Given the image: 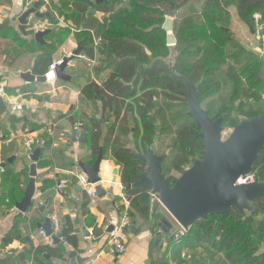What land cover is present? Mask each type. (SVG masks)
<instances>
[{
  "label": "trees",
  "instance_id": "16d2710c",
  "mask_svg": "<svg viewBox=\"0 0 264 264\" xmlns=\"http://www.w3.org/2000/svg\"><path fill=\"white\" fill-rule=\"evenodd\" d=\"M186 1L157 0V8H144L135 4L129 11L123 13L113 12L116 6L115 0H106L95 4V9L105 14L109 12L113 14L99 20L87 12L88 4L82 1L57 0L55 3L50 0L51 7L48 6L50 16L44 18L55 30H60L59 32L54 30L52 36L58 39L56 43H61L69 30L55 27V24L56 16L64 17L65 22L73 26L81 45L87 46L86 54L90 57L93 55L94 42L99 39L101 42L99 52L103 55L100 64H114L115 69L100 85L94 81L86 82L81 87L80 93L86 100L96 98L100 101L105 120L112 113L115 118H120V115L123 119L129 116L138 117L137 121L136 119V122L134 121V137L135 148L139 153L146 154L151 145L156 143L158 138L155 134L159 125L169 126L167 130L173 136L172 147L161 165L162 173L170 186L177 179L172 172L180 175L195 160L202 158L205 147L204 138L200 135V128L188 114L186 104L188 92L185 83L170 73L166 62L152 61L144 46L153 56L168 54L169 47L166 45L165 33L160 27L164 20L162 10L170 11ZM232 4L235 5L238 19L248 27H254L255 13L264 17V0H210L208 8L213 13V17L219 18L220 22L209 18L208 26L201 25L200 22L189 24L181 30L179 35L181 40L196 43L192 50L193 63L188 65L184 75H180L196 85L200 94V105L212 120L221 117L223 111H227V114L231 112V107L227 103L222 106V111L216 108L215 103L209 101L206 108L203 107V94L208 90L209 98L216 95L221 88L219 74L230 79L243 77L245 84L264 85V79L259 76L263 63L262 56L253 54L246 57L247 55L240 47L234 49L232 53L227 52V49L233 48L235 44L229 28L225 25L230 21L228 8ZM29 27L27 23L19 27L20 33L26 36V39L19 34L11 33L7 26L0 28V39L13 36L16 42V46L9 51L7 45L0 41V51L6 53V55L0 54V62L12 64L24 50L31 52L42 50L31 66L33 74L42 75L52 61V52L43 49V45L35 41V33ZM262 32L264 33V29ZM229 57L231 60L228 59ZM7 58L9 61L6 60ZM234 64L240 65L237 77L233 69ZM159 98H162V102H159ZM262 105L264 107V104ZM156 110L163 117L161 123L155 115ZM263 113L264 110L262 112L248 110L243 116L254 117ZM227 114H223V119L228 116ZM86 120L88 160L92 163L101 148L99 144L101 125L95 118ZM171 127H173L172 130ZM110 129L108 132L110 138L109 140L106 138L105 143L110 142L116 145L113 149V157L121 164L120 180L125 187V197L132 206L139 204L143 207L142 210H145L150 204V196L146 192L150 187L135 183L140 180V172H148L147 162L137 158L129 147L113 135L112 128ZM32 151H34L33 147ZM6 159L7 156L4 157V161ZM14 162L6 163L0 172V186L2 185L0 199L8 204L12 202L14 204L23 197V187L29 181V166L24 164L16 171ZM252 168L257 180L264 182V147L256 155ZM128 185L130 186L127 187ZM252 203L257 213L260 215L264 213V196L254 197ZM66 224L68 231L66 240L73 247H77L76 236L72 234L69 219ZM176 243L189 247L192 251L190 256L196 264H200L201 261V257L195 252L198 248H201V252L208 254L211 264H264V250H262L264 217H256L251 213L242 214L234 207L224 212L209 213L205 217L197 218L190 225L187 233ZM62 251L60 247L41 244L32 250V259L38 261L44 257V253L62 258Z\"/></svg>",
  "mask_w": 264,
  "mask_h": 264
},
{
  "label": "crops",
  "instance_id": "0c3cea01",
  "mask_svg": "<svg viewBox=\"0 0 264 264\" xmlns=\"http://www.w3.org/2000/svg\"><path fill=\"white\" fill-rule=\"evenodd\" d=\"M53 1L57 3V0ZM91 1L92 4L87 6L88 13L99 20L112 16L113 12L105 14L103 11L96 10L94 0ZM48 6L51 7L50 0L47 11H45L50 13ZM230 7L232 11L228 8V13L235 15L238 20L235 5L232 4ZM26 8L25 0H0V28L7 26L11 33L14 32L22 37L19 30L20 25L29 24L31 19L38 18L29 15L24 24L20 23L18 17ZM92 9L95 10L94 13L90 12ZM130 9L127 7L121 11L127 12ZM164 12L161 26L166 20ZM49 28L55 30L52 27ZM64 29H68L69 32L61 43L58 42L59 45L56 43L58 39L52 36L53 32L44 36V43L37 42L43 45V49L51 50L52 61L69 56L78 44L81 46V51L78 55L71 56L72 59L64 70L69 80L57 78L53 82L38 83L36 81L26 82L20 77L21 72L31 71L34 60L42 50L36 52L24 50L12 64L0 62V98L3 103L0 105V163L4 161L5 156L8 158L14 155L16 171L24 164L30 167L32 161L28 158L29 152L32 151V147L40 149L36 162V174L33 177L34 191L27 209L21 212L16 208V203L21 199L14 204L13 202L8 204L0 199V264H196L190 256L192 251L189 247L178 245L172 237L177 223L162 204L155 205L154 210L152 206L151 212L149 206L142 210L141 205L132 206L131 202L125 201L127 199L125 187L120 190L117 186L122 182L120 180L121 164L113 157V149L116 145L110 142L106 144L105 139L109 140L108 132L112 128L113 135L117 136L121 143L129 147L136 157H143L145 154L139 153L135 148L134 121L135 119L137 121L138 117L129 116L123 119L120 115V118H115L112 113L105 120L100 101L96 98L86 100L82 96L80 89L86 82L94 81L99 85L102 84L115 67L114 64H100L103 55L99 52L101 44L99 39L94 42L93 55L90 57L86 54L87 46L81 45L73 26L70 25V28ZM59 31V29L55 30V32ZM164 33L166 41V32ZM12 37L0 39L7 45L9 51L16 46ZM23 38L26 39V36ZM166 45L169 47V52L164 56H153L146 46L144 49L152 61L166 62L172 74L169 62H173L176 55L173 45L167 43ZM0 54L6 55L4 51H0ZM167 56H169L168 59ZM6 60L9 61V58ZM46 71L47 69L42 75ZM155 115L161 123L163 117L158 110L155 111ZM89 118H95L101 125L99 144L103 151V158L99 175L102 188L107 190L110 180L113 177L116 179L113 192L106 193L102 197L89 196L86 188L77 180L78 175L83 173L77 165L78 161L83 160L89 164L91 161L88 160V136H86L87 141L83 146V151L80 152L78 142L72 140V132L76 135L81 133L84 123H87L86 119ZM155 136L158 138L155 145L159 150L158 143L164 138L162 125H159ZM28 138L33 139V143L29 146L25 143ZM159 152L155 151L153 154L159 157L162 153ZM115 170L116 175L113 173ZM61 182L65 184L64 188L58 187ZM1 189L2 185L0 195ZM46 200L48 202L44 212L50 218L53 229L55 223L57 224L55 234L62 237V227L65 225L67 229L66 221L69 219L72 234L76 236L77 247H73L67 240L55 244L51 238L46 240L39 233L44 219L38 207ZM132 207L137 212V218L132 221L128 230L126 251L122 255H110L106 249L108 233L106 229L115 222L123 209L130 210ZM154 211H156L155 214H153ZM144 216L148 218L142 220ZM152 217L158 223L157 229L153 228L154 224L148 221ZM163 220L171 223L172 227L166 228ZM41 244L60 247L63 250V257H54L44 253L43 258L34 261L32 250ZM68 251H74L75 254L71 256ZM195 252L201 257L200 264H211L208 254L201 252V248Z\"/></svg>",
  "mask_w": 264,
  "mask_h": 264
},
{
  "label": "water",
  "instance_id": "95a60500",
  "mask_svg": "<svg viewBox=\"0 0 264 264\" xmlns=\"http://www.w3.org/2000/svg\"><path fill=\"white\" fill-rule=\"evenodd\" d=\"M86 4H92L91 0H79ZM105 0H94L98 4ZM41 2L37 1L33 7L21 13L18 21L22 24L26 22L27 17L33 14L35 17L43 18L49 17V12L39 13L36 8L40 6ZM94 13L95 10H90ZM177 13V7L170 11L164 12L167 17L161 26L166 32V43L174 44L176 41L173 33V20L172 18ZM53 32V29L47 28L44 31H38L34 34L35 40L39 43H44V36ZM81 51V46L78 44L77 48L71 52L72 56L78 55ZM263 63L260 68L259 76L264 79V54L262 56ZM71 57H64L59 65L56 67V76L62 80H69V76L64 73ZM20 77L26 82L36 81L38 83H45L44 75H34L30 70L21 72ZM175 77L181 79L187 88L188 101V114L193 118L196 125L200 128V135L204 138V150L202 151V158L195 160L192 164H196L189 174L183 176L180 180L170 186L168 180L162 173L161 162L163 156H156L153 153L156 151V145L153 144L147 150L146 154L140 159L147 162L148 172H140V180L135 183L138 185H148L152 188L153 193H158L159 201L167 209L172 216L173 220L185 228L190 225L199 217H205L209 213L217 212L211 208L215 205H229V207L242 204L241 207H251L252 199L258 196H264V182H256L248 185H236L235 180L238 176L252 171L253 161L259 151L264 147V113L258 116L250 117L256 125L253 129H243L242 133H238L230 139L222 142L220 139L221 121L219 119L212 120L206 110L200 105H193L192 98L189 100L188 83H192L187 78L179 75ZM196 87V85H195ZM197 91V88H196ZM198 93V91H197ZM199 94V93H198ZM200 95V94H199ZM0 105H3L0 98ZM202 108V109H201ZM208 116V118H207ZM214 121V122H212ZM88 132V124L84 123L81 133L76 135L72 132V140L78 142L79 151H83V146L86 144V136ZM150 152V153H149ZM40 149L36 148L30 154L29 158L32 161L29 167L30 179L24 188V195L19 202L16 203V208L23 212L27 209L31 202V197L34 191V179L36 174V162L38 160ZM15 156L12 155L0 163V172L6 163H11ZM103 158L102 150L100 149L96 159L91 163L79 160L77 165L81 171L87 176L88 182L93 185L94 195L102 197L106 193L113 192L115 177L110 180L109 187L104 190L101 186V177L99 175L100 164ZM138 158V157H137ZM191 164V165H192ZM185 172V170H184ZM183 172V173H184ZM114 175L117 174L115 170ZM182 173V174H183ZM128 185L127 187H129ZM47 200L39 205L38 210L42 213L44 219L40 227L45 231L46 236H50L53 243L65 242L67 229L63 225L61 231V238L53 233V228L50 218L44 212ZM240 208V207H239ZM166 228H171L172 224L167 220H163ZM164 227V229H166ZM112 229V224L106 229L109 232ZM68 254L73 256L74 251H68Z\"/></svg>",
  "mask_w": 264,
  "mask_h": 264
},
{
  "label": "rangeland",
  "instance_id": "374dc122",
  "mask_svg": "<svg viewBox=\"0 0 264 264\" xmlns=\"http://www.w3.org/2000/svg\"><path fill=\"white\" fill-rule=\"evenodd\" d=\"M38 1V0H37ZM36 1V2H37ZM44 3L40 4V6L38 8H36V11H38L39 13H44L46 11V4L49 3V0H42ZM209 1L210 0H187L186 3L182 4L181 6H176L177 7V13L175 14V16L172 18L173 22H174V26H173V32L175 34V38L176 41L174 44H172L173 46V51L176 55V57L174 58V61H170L169 62V66L171 67V72L172 75H176L179 76L180 74H183L187 71L188 69V65L193 63V58H192V50L194 49L196 43H190L186 40H181L179 39V35L181 34V30L189 25V24H193V23H198L200 22L201 25H206L208 26V19L209 18H213L212 20H216L218 22L219 18L213 17V13L210 12L208 6H209ZM116 2V6L113 12H117V11H121V9H126L128 7V9L132 8L135 4L142 6L144 8H157L158 4L155 2V0H115ZM26 4V2H25ZM35 4V2H33L29 8L33 7V5ZM122 4H124L123 6H121ZM127 7H126V6ZM44 7L45 10L44 12H40V8ZM29 8H26V10H28ZM25 10V11H26ZM229 10L232 11V7H229ZM168 11V10H167ZM193 11V12H191ZM24 12V11H23ZM124 13V11H121ZM33 15V14H30ZM229 15V22L225 23V25L229 28L230 33H231V38L234 39L235 41H233L234 47L233 48H228L227 52L228 53H232L234 49L240 47L242 48V50L244 51L245 55H247L246 57H250L253 54L254 55H259L262 56L264 54V33L262 32V30L264 29V17H260L258 22L256 23L255 19V23H254V27H248L247 25H244L243 23L240 22V20L235 17V15L232 14H228ZM165 18H167L165 16ZM65 18L62 16H58L57 17V21L59 22V24L64 27V28H70V25L67 24V22H65L64 20ZM32 21H39V23H45L47 22L46 19L44 18H36V19H31ZM30 21L29 24L32 22ZM206 23V24H205ZM57 24V23H56ZM55 24V27H58ZM256 24L261 25V28H257ZM30 26V25H29ZM52 27L51 24H47V28ZM53 28V27H52ZM44 31V30H43ZM36 33V32H34ZM237 44V46H236ZM248 52V53H247ZM191 53V54H190ZM72 54H70L69 56H67L68 58L71 57ZM169 56H167L168 59ZM59 59H63V58H59ZM72 59V57H71ZM229 60L230 57L228 58ZM248 59V58H247ZM58 60V59H56ZM55 61V60H53ZM240 65L238 64H234V72H235V77H237V74L239 72V67ZM243 78V77H242ZM242 78H235V79H230L225 77L223 74H219L218 76V80L221 83V88L219 89L218 93L214 96H211L208 98V90L203 94V107L206 108V106L208 105V101L209 102H213L216 104V108H220L218 110H221V108H223L222 106L224 104H228L231 107V112L229 114H227L228 112H224L220 115L221 117H219L218 119L221 121V126L223 127V129H220V139L222 142L230 139L231 137H233L234 135L238 134V133H242L243 129H253L254 127H256L254 121L252 119H249L250 117H246L243 116L245 111L248 110H252V111H258V112H262L264 110V107L262 104H264V85L262 86H255L252 85L250 83L245 84V82H243ZM188 89L191 90L189 93V100L190 98L194 97L192 99V104L193 105H197L199 103L200 100V95L197 93L196 91V87L195 84L192 83H188ZM212 91V90H211ZM162 100H159V102H161ZM199 105V104H198ZM202 109V108H201ZM205 112V109H202ZM241 112V113H239ZM223 114H227L228 116L225 117L223 119ZM208 118V116H207ZM223 119V121H222ZM214 122V121H212ZM163 130L164 132V138L162 139V141H160V143H158V147L159 150H157L156 148V153H160L161 156H163L164 159V155L166 154L168 156V154L171 151V147H172V141H173V136L170 132H168L167 129H169V126L166 124H162ZM257 128V127H256ZM173 129V127H171V130ZM254 130V129H253ZM156 144V143H155ZM157 147V145H156ZM150 153V152H149ZM195 164H192L190 166L187 167V169L185 170V172L183 174H178V173H174V176L177 178L176 180L178 181V179L180 180L181 178H183V176L189 174L194 168H196L195 166H197ZM162 168V165H161ZM149 196L150 199L151 197V193H152V188L150 187L147 191H146ZM158 199V193H156ZM153 202L150 200V205H149V209L152 212V206H153V210H154V206H160L161 202L157 199L153 198ZM251 204L253 205V203L251 202ZM241 205H239V207L236 206H232L235 209H237L238 211H240L242 214L243 213H251V214H255L256 217L262 216L264 217V213H262L261 215L259 213H257V210L255 209V207L251 206V207H246L243 206L241 207ZM232 207H229V205H215L213 206L211 209L214 211L217 210V212H224V211H228L230 210ZM130 214H131V220H135V218H137V212L135 210L134 207H132L130 210ZM156 211L153 212V214H155ZM157 215V214H156ZM147 216H144V218L142 217V220H146ZM161 217V216H160ZM148 218V217H147ZM148 220V219H147ZM149 223H153L155 229L158 228V223L157 221H155L154 217H152L151 219L149 218ZM155 221V222H154ZM176 230H174L172 232V237L174 238V232ZM175 239V238H174ZM264 250V245H263V249Z\"/></svg>",
  "mask_w": 264,
  "mask_h": 264
},
{
  "label": "built area",
  "instance_id": "2783aa9c",
  "mask_svg": "<svg viewBox=\"0 0 264 264\" xmlns=\"http://www.w3.org/2000/svg\"><path fill=\"white\" fill-rule=\"evenodd\" d=\"M37 0H25L26 2V7L29 8V6L33 3L36 2ZM41 1L42 4L44 3L42 0H38ZM47 5L46 4V11H47ZM45 8L41 7L40 8V12H44ZM261 16L258 13L254 14V19L256 21V23L258 22L259 18ZM57 19V16H56ZM47 22L45 23H39V21H32L29 25H30V29L33 32H38V31H43L45 29H47ZM57 25H60L59 22L57 21ZM256 27L259 29L261 28V25L256 24ZM61 59L52 61L51 63H49L48 68L46 73L44 74L45 79L47 82H53L54 80L57 79L56 76V67L57 65H59L61 63ZM26 145L29 146L30 144L33 143V139L32 138H28L26 140ZM78 182L86 188L87 193L89 196H93L94 195V188L93 185L88 182L87 176L84 173H80L77 177ZM257 178L255 177V172L252 170L250 172H247L245 174H242L240 176H238L235 180V184L236 185H248V184H252L254 182H256ZM118 188L120 190L124 189V185L122 183H118L117 184ZM59 188H64L65 184L63 182H61L58 185ZM151 199H158L156 193H151ZM125 201H128L127 199H125ZM132 225V220H131V215L128 209H123L120 214L118 215V217L116 218L115 222L112 224V229L107 233V253L113 256H118V255H122L123 253H125L126 248H127V238H128V230L130 229ZM57 229V224L55 223V228L53 229V232L55 233ZM189 228H185L182 225L177 224V228L176 231L174 232V238L176 241H179V239L184 236ZM39 233L41 234V236L43 238H45L46 240H49L51 237L50 236H46L45 231L40 228L39 229Z\"/></svg>",
  "mask_w": 264,
  "mask_h": 264
}]
</instances>
